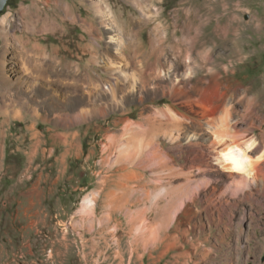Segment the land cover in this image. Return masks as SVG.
I'll return each mask as SVG.
<instances>
[{
    "label": "rangeland",
    "instance_id": "1",
    "mask_svg": "<svg viewBox=\"0 0 264 264\" xmlns=\"http://www.w3.org/2000/svg\"><path fill=\"white\" fill-rule=\"evenodd\" d=\"M53 1L8 0L0 13V58L9 14L28 30L18 36L36 30L53 54L67 25L64 64L82 67L29 80L13 53L0 61V264H264L263 177L245 186L224 169L188 105L216 86L218 113L230 106L240 136L264 145V0H101L122 29L123 59L87 2L67 0L82 17L64 23L65 0ZM114 80L119 104L106 91ZM6 89L18 117L2 111ZM156 147L163 158L150 159Z\"/></svg>",
    "mask_w": 264,
    "mask_h": 264
},
{
    "label": "bare ground",
    "instance_id": "2",
    "mask_svg": "<svg viewBox=\"0 0 264 264\" xmlns=\"http://www.w3.org/2000/svg\"><path fill=\"white\" fill-rule=\"evenodd\" d=\"M81 1L82 3L87 2L88 7L94 12L92 13V17L94 19V22L92 24L99 37L101 38L102 35H104L106 32H111L109 42L113 43V47L112 51L109 48V54L113 52L116 57L123 59L127 55V49L123 42L124 35L122 33V29L120 25L117 24L118 22L116 21V15L114 14V12L108 11L107 8L104 7L101 0ZM55 2L57 1L54 0L53 3ZM74 2H70L67 0H65V2L61 1V3H63V5L61 6L62 8H60L62 13L59 9H57L59 10L58 12L62 14L59 15V18L61 16V19L64 21V23H67L68 20H76L82 17V14H78V12L76 11ZM34 5L36 6V4ZM51 9L53 8L51 7ZM54 14L56 15L57 13L54 12ZM1 22L3 25V28H1V32L4 36V45L0 61L2 63H5V57L9 53H13L14 57L17 58V62L15 64L18 66V69H14V71L19 72V75H21V79H28L29 77H42L48 79L54 76L60 77L63 75L75 76L78 72L82 71L81 65L72 62V60L70 59L68 65L64 64V61H68V58L72 56L71 54V56L67 54L72 51L70 49V46L68 45V42L65 40V37L69 35L68 29L66 27L67 25H63V28L61 30L62 32L59 37L62 42V46L60 45L54 47V55L53 52L49 50L48 46L43 43L42 39L36 36V30H32L27 34L28 40L26 41V39L23 40V38L17 35V28H21L22 33L25 35L28 30L26 31V29H24L20 23L16 25V28H13L12 19L9 14H4L1 18ZM103 27L106 31L103 30ZM11 31L14 32V34L12 35V37L14 38V43L11 39V35L8 33ZM29 40L33 41V43L29 42ZM94 40L96 44H99V40L96 37H94ZM80 58L83 59V57ZM96 58L97 57L94 56V59ZM106 63L110 72H112L113 74H122L127 77V71L125 69L128 68V66H121V61H119V59L115 61L114 59L109 57ZM64 69H66V71ZM144 73L143 75H141L142 86H144L146 82V80L144 79L145 75H151V73ZM2 76L3 72L0 71V79H2ZM6 76L13 83H20L21 79H13L9 77V74L7 73ZM137 82V80H131L129 85L127 84L128 87L126 90L130 92L135 91ZM106 91L110 94L111 100L114 104L121 103V100L118 99L117 95L119 92H124V88L119 87L117 81L114 80L112 82H108ZM87 93L89 97L92 96L91 91H87ZM218 96V88L216 86H209L201 92L198 99H190V101L187 100L189 107L193 111L198 112L200 120L204 121L203 123L211 133L213 137V146L216 147V145H221V149H218L215 154L217 161L224 169L229 170L232 176L240 177L239 179L241 183L245 186H247L249 182H256L255 180L260 176L263 177L264 180V169L261 166V164L264 163V150L262 153H260L264 148L262 141L255 136H240V134L238 133L237 124L233 122L232 111L229 108L230 106H227L222 110V112L218 113V110L220 109L217 110L215 107V102ZM196 105L199 106L198 110L196 109ZM16 106V101L14 100V98L9 97V91L6 89L2 103V111L4 115H6L7 117L12 114L11 112H13L14 116H20V109L16 108ZM11 107H14V109L11 110ZM249 109L252 110L256 116L258 115L257 117L255 116L254 120L250 124L251 128H257L259 126V123H257V119H259L260 111L257 110V107L253 103L249 105ZM40 115L41 114H38L36 112L34 116L38 120V118H41ZM261 123H263V121H261ZM261 135L264 137V130H262ZM194 145H197V143H195ZM256 152L260 153V155H258L257 157L254 156V153ZM202 153L204 157L205 152L202 151ZM148 154L150 159L163 158L162 151L158 147H156L153 151L148 152ZM92 203L93 200L90 199V197H87L83 201V206L86 207Z\"/></svg>",
    "mask_w": 264,
    "mask_h": 264
},
{
    "label": "water",
    "instance_id": "3",
    "mask_svg": "<svg viewBox=\"0 0 264 264\" xmlns=\"http://www.w3.org/2000/svg\"><path fill=\"white\" fill-rule=\"evenodd\" d=\"M8 0H0V13H3L6 6H7Z\"/></svg>",
    "mask_w": 264,
    "mask_h": 264
}]
</instances>
